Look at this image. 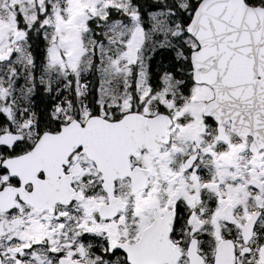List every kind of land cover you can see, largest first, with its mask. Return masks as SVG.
<instances>
[{"label": "snow or ice", "instance_id": "1", "mask_svg": "<svg viewBox=\"0 0 264 264\" xmlns=\"http://www.w3.org/2000/svg\"><path fill=\"white\" fill-rule=\"evenodd\" d=\"M0 264H264V0H0Z\"/></svg>", "mask_w": 264, "mask_h": 264}]
</instances>
